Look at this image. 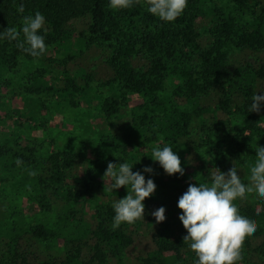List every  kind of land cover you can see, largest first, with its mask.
<instances>
[{"label": "trees", "instance_id": "obj_1", "mask_svg": "<svg viewBox=\"0 0 264 264\" xmlns=\"http://www.w3.org/2000/svg\"><path fill=\"white\" fill-rule=\"evenodd\" d=\"M247 1L226 0L225 12L212 0H187L175 21L164 22L142 10L144 0L120 10L108 0H0V30L20 32L24 16L45 17L40 34L49 54L83 59L93 42L105 43L96 45L106 60L93 74L104 66L138 102L137 114L114 134H100L89 155L45 153L0 132V264H194L178 198L190 183L210 186L215 167L235 166L247 184L256 146L264 144V107L248 110L253 94L264 91V0L255 11ZM22 40V33L0 40V77L18 57H44L25 53ZM164 145L178 154L182 176L151 160L152 149ZM102 147L110 153L100 154ZM118 149L122 156L112 157ZM109 162H127L134 172L150 166L143 174L156 184L143 201L144 219L116 230L111 205L127 190L110 189L103 177ZM235 203L256 222L236 264H264V200L253 192ZM161 206L165 220L157 223L151 212Z\"/></svg>", "mask_w": 264, "mask_h": 264}, {"label": "clouds", "instance_id": "obj_2", "mask_svg": "<svg viewBox=\"0 0 264 264\" xmlns=\"http://www.w3.org/2000/svg\"><path fill=\"white\" fill-rule=\"evenodd\" d=\"M137 0H108V7L114 10L132 7ZM148 13L164 22L175 21L184 11L187 0H144ZM24 12L23 5L17 9ZM45 17L36 12L24 16L20 32L16 28L0 30V40H16L20 33L23 40L18 47L25 53L38 57L46 51L44 36L40 34ZM27 45V46H25ZM264 107V91L257 92L251 97L249 112H259ZM256 160L250 169L249 182L241 181L238 169L232 166L227 172L219 168L212 172L210 186L204 183L189 184L187 190L178 198L177 208L181 210L178 219L186 230L183 241L188 242L189 248L195 253L194 264H236L241 259V245L246 235L255 232L254 219L243 215L235 203L246 193L255 192L264 200V144L255 149ZM150 158L158 162L164 173L183 175L181 160L173 148L168 145L156 146L152 149ZM22 161L16 160L20 165ZM133 166V165H132ZM127 162H109L103 177L111 180L110 189L125 187L127 194L111 205L112 230L118 229L122 223L132 224L144 219L145 198L151 197L156 190L153 179H145L143 173L151 174L150 166L141 171H132ZM34 175L35 173H30ZM163 206L151 212L157 223L165 220Z\"/></svg>", "mask_w": 264, "mask_h": 264}, {"label": "rangeland", "instance_id": "obj_3", "mask_svg": "<svg viewBox=\"0 0 264 264\" xmlns=\"http://www.w3.org/2000/svg\"><path fill=\"white\" fill-rule=\"evenodd\" d=\"M212 2L228 12L226 0ZM255 2L247 1L250 11L259 8ZM142 10L148 12L145 3ZM249 18L248 13L244 14L245 21ZM97 42L93 44H105ZM96 45L83 59L68 60L61 51L49 54L51 48H47L42 59L18 57L12 62L5 76L0 77V132L16 134L15 138L24 139L30 147L45 153L89 155L100 134L110 136L119 123L134 117L137 99L112 82V75L104 66L93 74L96 65L106 60ZM87 75L90 79L85 82L83 77ZM105 102L113 111L104 106ZM108 151L106 147L99 150L102 155ZM111 156L122 154L118 149ZM4 182L8 186V177ZM143 246L142 241L138 242L137 248Z\"/></svg>", "mask_w": 264, "mask_h": 264}]
</instances>
